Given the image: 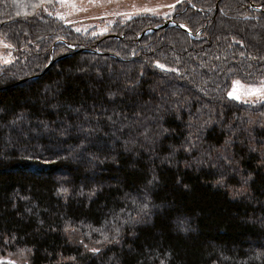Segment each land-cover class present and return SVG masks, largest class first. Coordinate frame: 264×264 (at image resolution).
Here are the masks:
<instances>
[{
  "label": "trees",
  "instance_id": "16d2710c",
  "mask_svg": "<svg viewBox=\"0 0 264 264\" xmlns=\"http://www.w3.org/2000/svg\"><path fill=\"white\" fill-rule=\"evenodd\" d=\"M11 1L0 0V37L14 49L0 66V259L264 264V105L227 95L234 80H264V0H186L166 21H119L106 37L77 33L44 6L21 14ZM161 96L173 108L162 125L171 135L153 147L119 131L125 116H154ZM68 124L72 134L61 137ZM77 124L94 129L83 156L75 149L89 142ZM198 129L201 146L171 157L169 145ZM69 146L73 158L45 162L50 149ZM24 149L44 155L23 159ZM209 149L211 158L202 155ZM145 193L149 216L139 210ZM117 215L143 220L107 243Z\"/></svg>",
  "mask_w": 264,
  "mask_h": 264
},
{
  "label": "snow or ice",
  "instance_id": "6c2138e0",
  "mask_svg": "<svg viewBox=\"0 0 264 264\" xmlns=\"http://www.w3.org/2000/svg\"><path fill=\"white\" fill-rule=\"evenodd\" d=\"M56 2L58 3H65L66 0H56ZM90 3H95L97 2V0H89ZM113 2L118 3L119 0H98L99 6H104V5H108V4H112ZM179 2V0H178ZM45 4H53V0H38V3L34 4L33 7H42ZM170 7L175 8V5H170ZM43 11L47 12L49 16L52 15L51 12L48 11L47 7H43ZM145 11H149L148 9H145ZM153 14H155L154 10ZM25 15H27V13H25ZM113 15H117V16H124L126 17L128 20H131L133 17L131 14L128 13H121V12H114ZM138 15V13H137ZM63 18V17H61ZM101 19H103V17H101ZM110 23H115V21H110ZM180 27H184V25H180ZM75 32L79 33L81 32V28L77 27L74 29ZM85 31H87V29H85ZM107 29H102L99 31V33L94 32L93 35H104L106 33ZM5 47H10V45L5 44ZM69 47H71V45H69ZM6 63H11V61H6ZM156 67L161 68V69H165V65L159 64V62H157ZM167 71H171V72H176V69L172 68V69H166ZM141 76L144 75L143 72L140 73ZM138 83V82H137ZM235 85L237 86L236 88L233 89V91L229 92L228 98L229 99H236L239 100L245 104H250V105H254L256 103H259L261 105H264V80H261L259 82L258 86L255 87H251L250 89H248L246 92L243 93V96L237 91V88H243V85L240 84V82L237 80L234 82ZM136 87V85H132L128 90H134ZM207 94V93H206ZM244 97H248V98H254V99H245ZM111 99V96H110ZM173 108L171 106L168 105L167 102V98L164 96H161L159 98V103L155 106L154 109H152V111H154L155 115L154 116H145L142 113H137L135 114L133 117L129 118L127 116L124 117L125 120L128 121V123L121 125V128L119 129V131H123L124 129H128L129 133L131 134L132 132L136 133V137L137 139H139L140 137H143L144 143L148 144V145H152L153 147L155 145H157L160 141V139L166 135H171V133H169V130L167 128H163V122L165 119V115L167 114V112L172 111ZM72 111L74 112H79V109H73ZM177 119H179V115L177 114ZM107 119L109 121H111L113 124L115 123V121H112V117H107ZM84 120L85 121H89V117L87 115L84 116ZM149 121H151V123H149ZM47 128V126H45ZM75 127L78 129V136L82 135L83 139L85 141H88L89 144H84L81 143L78 146V149H75L79 152V154L81 156H83L86 152H88L89 150V145L92 143V137L94 135V129L91 128H84L82 125H75ZM189 128H192V124L189 123L188 125ZM203 126H201L202 128ZM73 128L72 124H68L66 127H63L60 130V136L61 137H68L70 136L71 130ZM201 130H196V134H193L192 132L189 133V135L187 137H185V140L181 143V145L178 148H173L171 145H169V148L171 149V157H174L176 155L177 152L179 151H184L185 153H188L189 155L192 154L193 151L197 150L201 144H202V136L199 134ZM113 135H115V133H113ZM64 141L62 140L61 143H63ZM125 143V150L126 151H130L129 148H127V141L124 142ZM133 144L136 143V140L132 141ZM233 143V141L229 140L225 142L226 146H231V144ZM243 143V142H241ZM262 144V146H264V141L260 142ZM215 149H209L208 153H202V155H208L209 158L210 157V153L211 151H214ZM49 151H51V156L46 158L45 162H50V163H56L57 160H68L73 158L72 153L74 151V147L73 146H69V148L67 150L61 149V148H56V149H50ZM67 151V155H64L63 152ZM250 151L252 152H258V149L256 147H252L250 148ZM26 153H28L27 149H24L23 152L19 153V157L23 158V159H33L34 155L35 156H43L44 153L41 152H36L35 150H33L32 153H28L26 155ZM52 157H56V159H52ZM95 157H93L92 159H94ZM0 159H4L7 160L6 157L3 156V153H0ZM166 159H170L166 158ZM217 159H224L226 160L229 164H231V161L228 160L227 156H219ZM195 163L199 164L202 163V160L197 158L195 161ZM245 184H247V180L243 181ZM150 183H152L150 181ZM218 184L222 185V180L217 181ZM63 191H66V189H62ZM144 200L145 202L143 203L142 206H139V210L141 212L144 213V216H149V213L146 211L148 208V204H147V193H145L144 196ZM133 204H136V201L133 200L132 201ZM130 216V214H129ZM115 220L120 221V217L117 215L116 217H114ZM143 220V217L141 219H135V218H130V219H125L120 221L121 227H116L114 225V232L115 235L109 239V237L107 235H104V228H99V229H93V231L96 232H100L102 235H104V241L107 243H116L119 244L120 243V234L122 231V226L124 224H138L141 223ZM107 226V222L105 224V227ZM65 231H67V229H65ZM5 243H7V241H5ZM80 243H83V241H81ZM97 243H101V241H97ZM85 248H87V245H84ZM90 251H92L93 253H99L101 250L99 248H93V249H89Z\"/></svg>",
  "mask_w": 264,
  "mask_h": 264
},
{
  "label": "rangeland",
  "instance_id": "374dc122",
  "mask_svg": "<svg viewBox=\"0 0 264 264\" xmlns=\"http://www.w3.org/2000/svg\"><path fill=\"white\" fill-rule=\"evenodd\" d=\"M186 0H119L118 3L113 2L112 4L99 6L98 0L95 3H90L89 0H66L65 3H58L56 0H53V4H45L44 7L48 8V11L52 13L51 17L58 19L61 23L66 25L73 26L74 28H81V31H94L99 33L102 29H107L104 35H95L100 37H106L112 31V27L119 21L128 20L124 16L113 15L114 12L128 13L132 17L140 16H151L157 19H163L166 21L167 18L171 17L177 6L182 4ZM38 3V0H23L20 2L18 0H12L11 4H16L15 11H20L21 14H36V10H40L41 7H33L34 4ZM170 5H175V8L170 7ZM148 9L149 11H145ZM155 14H153V11ZM43 11V8H42ZM47 13V12H46ZM138 13V15H137ZM37 15V14H36ZM63 17V18H61ZM103 17V19H101ZM110 21H115V23H110ZM10 45L5 42V39L0 37V66H5L10 63L6 61L14 60L13 47H5L4 45ZM235 81H232L230 91H233L237 86ZM239 81V80H238ZM243 88H237V91L243 96V93L246 92L251 87L257 85H246L239 81ZM245 99H254L244 97ZM236 100V99H235ZM239 101V100H237ZM0 264H17L15 261L10 260L9 258L0 259Z\"/></svg>",
  "mask_w": 264,
  "mask_h": 264
},
{
  "label": "water",
  "instance_id": "95a60500",
  "mask_svg": "<svg viewBox=\"0 0 264 264\" xmlns=\"http://www.w3.org/2000/svg\"><path fill=\"white\" fill-rule=\"evenodd\" d=\"M173 26L174 25V23L173 22H165L164 24H162V26H161V28L163 29V28H167V27H169V26Z\"/></svg>",
  "mask_w": 264,
  "mask_h": 264
}]
</instances>
